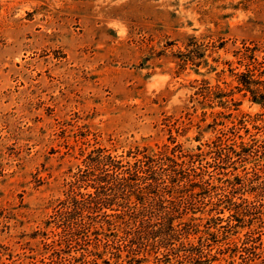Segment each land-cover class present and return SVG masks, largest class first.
<instances>
[{
  "label": "rangeland",
  "instance_id": "1",
  "mask_svg": "<svg viewBox=\"0 0 264 264\" xmlns=\"http://www.w3.org/2000/svg\"><path fill=\"white\" fill-rule=\"evenodd\" d=\"M252 53L264 56V0H0V264H264V160L216 164L207 148L241 136L264 151V106L234 75ZM164 144L202 153L208 188L182 200L177 237L130 241L136 222L63 214L91 190L76 181L88 156L125 165Z\"/></svg>",
  "mask_w": 264,
  "mask_h": 264
},
{
  "label": "trees",
  "instance_id": "2",
  "mask_svg": "<svg viewBox=\"0 0 264 264\" xmlns=\"http://www.w3.org/2000/svg\"><path fill=\"white\" fill-rule=\"evenodd\" d=\"M245 59L248 60L244 64L245 69L234 73L238 83L236 88L238 91H243L244 95L248 94L251 101L264 106V56L258 59L252 53L246 56ZM232 94L221 90L220 92H213L208 88L203 91L205 100H211L209 97L213 98L215 96L217 105L226 109V111L230 109L228 104H232V106L237 104ZM230 115L231 112H228V116ZM239 138L240 141L233 140L232 143L227 142V144L223 142L217 145L208 144L207 148L213 151V159L217 161L216 164L231 162L233 156L241 157L242 155H253V159L256 161L264 160V151L250 150L253 139L246 143L242 141L241 136ZM182 153V150L178 149L176 144L172 147L164 144L154 154L146 153L134 162H126L124 165L112 155L103 154L99 150L97 154L90 155L85 159V163L91 165L92 168L88 172V178L82 179V172L76 177L77 182L84 181L86 187L91 188V190L85 193L82 200L74 197L63 214L73 217V215L78 216L79 213L87 210V213L93 216L97 212H102L105 215L102 223L115 226L118 222V225L115 226L116 232L119 231L118 227L125 230L126 228H123L124 224L127 225L131 221L136 222L138 227L143 230L137 232L138 234L128 232L130 241L137 239V235L138 238L144 236V238L150 240H156V238L170 240L177 237L174 214L178 212L177 209L181 206L182 200L194 198L200 195L201 192L208 190L204 185L206 181L200 184L197 177L198 172L194 169V162L198 161V157L202 153L183 154L186 156L183 158ZM158 160H161V163ZM211 166L214 167V164ZM165 175L167 177L162 178ZM227 199L229 202L230 199ZM122 201L126 203L125 206L121 205ZM230 203L232 208L227 207L229 212L226 217L229 220L236 221L239 219V215H243V211L234 208V206H237L235 202L230 201ZM130 204L141 208L125 215L127 213L123 207L125 209L126 207L129 208ZM144 207L152 208L159 213L157 228L147 230L146 226L149 222L146 221L145 213L139 215L140 209L144 211ZM74 219L76 224L70 223V230L72 231L80 226V224L77 225V217H74Z\"/></svg>",
  "mask_w": 264,
  "mask_h": 264
}]
</instances>
